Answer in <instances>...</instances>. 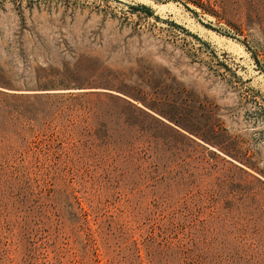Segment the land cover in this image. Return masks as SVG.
I'll use <instances>...</instances> for the list:
<instances>
[{
    "label": "rangeland",
    "instance_id": "rangeland-1",
    "mask_svg": "<svg viewBox=\"0 0 264 264\" xmlns=\"http://www.w3.org/2000/svg\"><path fill=\"white\" fill-rule=\"evenodd\" d=\"M0 264H264V0H0Z\"/></svg>",
    "mask_w": 264,
    "mask_h": 264
},
{
    "label": "trees",
    "instance_id": "trees-1",
    "mask_svg": "<svg viewBox=\"0 0 264 264\" xmlns=\"http://www.w3.org/2000/svg\"><path fill=\"white\" fill-rule=\"evenodd\" d=\"M13 112V111H12Z\"/></svg>",
    "mask_w": 264,
    "mask_h": 264
}]
</instances>
